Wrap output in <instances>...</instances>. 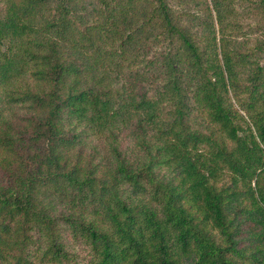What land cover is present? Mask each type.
Returning a JSON list of instances; mask_svg holds the SVG:
<instances>
[{
	"label": "trees",
	"instance_id": "obj_1",
	"mask_svg": "<svg viewBox=\"0 0 264 264\" xmlns=\"http://www.w3.org/2000/svg\"><path fill=\"white\" fill-rule=\"evenodd\" d=\"M193 1L175 13L169 0H3L0 264L74 263L69 239L91 264H264V25L240 48L233 0ZM131 63L142 67L113 86ZM27 71L36 89L15 94ZM4 99L34 110L23 130ZM190 101L210 130L189 123ZM122 127L147 160L116 144L103 182L67 165L84 130Z\"/></svg>",
	"mask_w": 264,
	"mask_h": 264
},
{
	"label": "rangeland",
	"instance_id": "obj_2",
	"mask_svg": "<svg viewBox=\"0 0 264 264\" xmlns=\"http://www.w3.org/2000/svg\"><path fill=\"white\" fill-rule=\"evenodd\" d=\"M200 1V0H199ZM255 1V0H254ZM172 5L175 13H184L185 11H199L197 8V4L193 0H169ZM3 4V0L0 1V7ZM252 0H233V8L234 15L233 18L239 25L241 26V33L239 35L238 40H242L239 42L240 48L243 46H252L254 43V39L258 36L259 33H252V29L260 24L264 25V17L261 14L259 15L258 10H252ZM186 21V19H183ZM249 31V36L245 37L243 32ZM153 54L152 52L150 53ZM120 67V66H119ZM141 65L138 63H131L125 66H121L120 71H112L110 72V78L114 80L113 86H118L122 80H124L123 75L126 73L135 72L141 69ZM123 70V73L121 74ZM120 72V73H119ZM30 71L26 72L24 75L19 77L17 80L15 79L14 84L11 88L14 89L15 94L19 91L26 90V88L36 89L35 82L32 77L29 75ZM121 74V75H120ZM123 78H122V77ZM145 86L152 87L150 83H145ZM4 116L9 119L13 126L18 129L20 127L23 130V127L26 126L29 118L32 114H34V110L31 109V106L28 102H16L13 103L11 99H4L1 103ZM192 105L190 112L188 114L189 123L198 129L208 131L211 126L206 119L205 113L195 106ZM26 124V125H25ZM208 127V128H207ZM219 137H223L222 133L217 134ZM148 138V137H147ZM116 144H119L122 151L125 153L127 157L131 160L137 161H145L147 160V149L143 146L142 139L134 135L132 129L128 127H122L115 131V134L111 137H106L104 134H93L83 131V134L80 136V141L74 145L73 147L67 148L64 152V156L66 158L67 165L70 166L72 164H77L82 167L83 170H87L92 172L96 178L103 182V180H111V175L114 171L115 166V155L112 153V148ZM151 145V144H150ZM152 146V145H151ZM154 147V146H153ZM3 153L0 150V182L4 176V172L7 170L4 168L2 164ZM89 169V170H88ZM159 172H165L167 168L159 167L157 168ZM230 183V174L229 172H225L222 179L218 182V184ZM45 195V200H48L50 196ZM54 207L56 209L63 208L65 206L59 196H54ZM80 210L77 208L76 211ZM83 213L87 214L88 217L95 218L97 216L96 213H93V209L88 208ZM68 246L75 253V261L74 263L67 264H91L88 262L89 256V247L82 243L80 240L73 241L72 239L68 240ZM32 264H55L50 262H33Z\"/></svg>",
	"mask_w": 264,
	"mask_h": 264
}]
</instances>
